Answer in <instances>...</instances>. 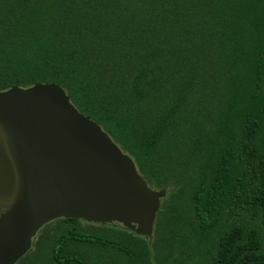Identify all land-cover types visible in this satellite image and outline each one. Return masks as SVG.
Here are the masks:
<instances>
[{"label": "trees", "instance_id": "16d2710c", "mask_svg": "<svg viewBox=\"0 0 264 264\" xmlns=\"http://www.w3.org/2000/svg\"><path fill=\"white\" fill-rule=\"evenodd\" d=\"M52 83L165 194L149 238L58 219L16 264H264V0H0V92Z\"/></svg>", "mask_w": 264, "mask_h": 264}, {"label": "water", "instance_id": "95a60500", "mask_svg": "<svg viewBox=\"0 0 264 264\" xmlns=\"http://www.w3.org/2000/svg\"><path fill=\"white\" fill-rule=\"evenodd\" d=\"M164 194L58 85L0 92V264H16L58 219L149 238Z\"/></svg>", "mask_w": 264, "mask_h": 264}, {"label": "rangeland", "instance_id": "374dc122", "mask_svg": "<svg viewBox=\"0 0 264 264\" xmlns=\"http://www.w3.org/2000/svg\"><path fill=\"white\" fill-rule=\"evenodd\" d=\"M0 213H1V210H0Z\"/></svg>", "mask_w": 264, "mask_h": 264}, {"label": "flooded vegetation", "instance_id": "af4514ba", "mask_svg": "<svg viewBox=\"0 0 264 264\" xmlns=\"http://www.w3.org/2000/svg\"><path fill=\"white\" fill-rule=\"evenodd\" d=\"M1 212H2V210H1Z\"/></svg>", "mask_w": 264, "mask_h": 264}]
</instances>
